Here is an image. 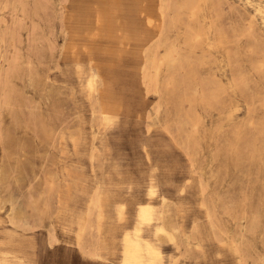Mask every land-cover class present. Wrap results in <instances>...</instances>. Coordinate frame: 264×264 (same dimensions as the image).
<instances>
[{"label":"rangeland","instance_id":"374dc122","mask_svg":"<svg viewBox=\"0 0 264 264\" xmlns=\"http://www.w3.org/2000/svg\"><path fill=\"white\" fill-rule=\"evenodd\" d=\"M148 202L155 264H264V0H0V264H121Z\"/></svg>","mask_w":264,"mask_h":264},{"label":"bare ground","instance_id":"6f19581e","mask_svg":"<svg viewBox=\"0 0 264 264\" xmlns=\"http://www.w3.org/2000/svg\"><path fill=\"white\" fill-rule=\"evenodd\" d=\"M102 21L103 20L100 17L97 18V20H96L97 26L96 27L98 29L101 28ZM151 22H153V21H152V18L150 17L148 19V23L151 24ZM160 30H161V27H160ZM126 34H127V38H128L127 39V48H129L131 45V37H130L129 32L127 30H126ZM92 39H94V37H92ZM98 66L99 65H97L96 68L91 67L88 69L86 86H87L88 95H89L90 100L93 98V94L95 93V91L98 90L100 82L101 81L106 82V79L103 77ZM102 99H103V102L105 103L103 105V114L109 118L113 115L116 116L118 114L119 107L115 106V105H111L109 100H107L105 98V95L103 92H102ZM97 204H99V202H97ZM16 213L17 212L13 208L12 212L10 213L13 221H15V219H16V216H17ZM152 215H153V205L151 202L142 204L138 208V211L136 214L137 224L135 226L134 232H132V233L129 231L125 232L123 237H122L123 248H122L121 264H155L156 260L160 257V251H159L158 247L155 246L151 241H149L148 239L143 237V235L140 232L141 231V225L143 223L144 224L149 223L152 219ZM100 226H101L100 224L97 225L98 230L100 229ZM86 228H87V226L84 225L83 229H86ZM167 232L168 231H167L166 226L163 222L157 224L156 234L167 233Z\"/></svg>","mask_w":264,"mask_h":264}]
</instances>
